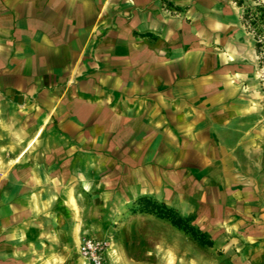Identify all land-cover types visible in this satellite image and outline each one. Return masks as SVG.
<instances>
[{
  "label": "crops",
  "instance_id": "obj_1",
  "mask_svg": "<svg viewBox=\"0 0 264 264\" xmlns=\"http://www.w3.org/2000/svg\"><path fill=\"white\" fill-rule=\"evenodd\" d=\"M256 53L236 0H0V93L35 105L46 90L40 125L1 122L17 155L0 161V261L79 253L98 201L164 185L208 194L227 233L264 218ZM54 119L75 143L38 145Z\"/></svg>",
  "mask_w": 264,
  "mask_h": 264
},
{
  "label": "rangeland",
  "instance_id": "obj_2",
  "mask_svg": "<svg viewBox=\"0 0 264 264\" xmlns=\"http://www.w3.org/2000/svg\"><path fill=\"white\" fill-rule=\"evenodd\" d=\"M236 2L243 10L244 27L252 35L256 47L258 82L261 90L262 127H264V21L255 27L249 25L245 19V14L248 11L255 10L257 6L264 7V0H236ZM45 91L43 89L38 92V101H41L42 104L35 105L34 103L30 105L16 103L10 95L0 93L1 162L7 163L17 155V153L10 152L8 148L12 144V138L2 128V120L5 124L12 126L14 123L15 127L22 128L27 126L31 118L36 126L40 125V120L46 109V98L42 94ZM51 91L58 97L68 92L67 88L61 87ZM65 134L67 135V130L62 129L60 122L58 123L54 119L39 137L38 145L51 142L69 143V141L71 144L75 143ZM2 169L0 168V170ZM260 173L264 178V163ZM160 188V199H157L153 194L140 195L137 199L141 196H148L153 200L166 203L182 216L189 218L197 228L209 234L214 241V246L202 248L188 235L175 229L164 220L152 215L133 214L131 207L137 199L122 203L100 200L97 202V211L92 209L95 210V214L86 215L85 221L87 225L88 223L98 224L96 233L91 232V234L106 243L103 264H264V218L260 220L262 223L258 221L257 216H255V222L253 218L249 217L234 218L235 224L242 223V225L239 226V231L227 233L220 222L212 221L206 215V202H209L208 194L204 195L198 192L179 194L173 193L171 186L164 185ZM259 188L264 194V183ZM202 198L203 200H198ZM85 200H87V205H92L91 200ZM251 202L248 201L247 204ZM240 219L245 222H241ZM62 245L49 249L50 254L53 253L55 257L61 258L60 261L47 264H82L81 256L77 250L71 248L70 244L68 247H65L64 243ZM43 252L46 251L43 250ZM14 260L18 261L16 257ZM10 262H12L10 259H4L0 261V264H9Z\"/></svg>",
  "mask_w": 264,
  "mask_h": 264
},
{
  "label": "trees",
  "instance_id": "obj_3",
  "mask_svg": "<svg viewBox=\"0 0 264 264\" xmlns=\"http://www.w3.org/2000/svg\"><path fill=\"white\" fill-rule=\"evenodd\" d=\"M245 19L249 25L257 27L264 21V7L257 6L255 10L248 11L245 14ZM131 212L133 214L152 215L168 222L175 229L188 235L192 241L202 248H212L214 246V241L209 234L197 228L189 218L182 216L164 202L153 200L148 196H141L134 201Z\"/></svg>",
  "mask_w": 264,
  "mask_h": 264
},
{
  "label": "built area",
  "instance_id": "obj_4",
  "mask_svg": "<svg viewBox=\"0 0 264 264\" xmlns=\"http://www.w3.org/2000/svg\"><path fill=\"white\" fill-rule=\"evenodd\" d=\"M106 251V243L90 237L82 238L79 254L86 264H103V256Z\"/></svg>",
  "mask_w": 264,
  "mask_h": 264
},
{
  "label": "bare ground",
  "instance_id": "obj_5",
  "mask_svg": "<svg viewBox=\"0 0 264 264\" xmlns=\"http://www.w3.org/2000/svg\"><path fill=\"white\" fill-rule=\"evenodd\" d=\"M73 203H74V200H73ZM77 208V207H76ZM76 235H75V239H76V243H77V246H78V244H79V241H80V236H79V231H80V225H78L77 227H76Z\"/></svg>",
  "mask_w": 264,
  "mask_h": 264
}]
</instances>
